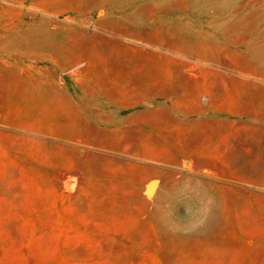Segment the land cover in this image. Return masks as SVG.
<instances>
[{
	"label": "rangeland",
	"instance_id": "374dc122",
	"mask_svg": "<svg viewBox=\"0 0 264 264\" xmlns=\"http://www.w3.org/2000/svg\"><path fill=\"white\" fill-rule=\"evenodd\" d=\"M0 264H264V0H0Z\"/></svg>",
	"mask_w": 264,
	"mask_h": 264
},
{
	"label": "bare ground",
	"instance_id": "6f19581e",
	"mask_svg": "<svg viewBox=\"0 0 264 264\" xmlns=\"http://www.w3.org/2000/svg\"><path fill=\"white\" fill-rule=\"evenodd\" d=\"M197 197V196H196ZM191 198H193V197H191ZM189 199V198H188ZM188 199H187V201H188ZM193 200V199H192ZM191 201V200H190ZM200 212V211H199ZM199 212H192V214H191V216L192 217H196V216H198V215H200V213Z\"/></svg>",
	"mask_w": 264,
	"mask_h": 264
}]
</instances>
